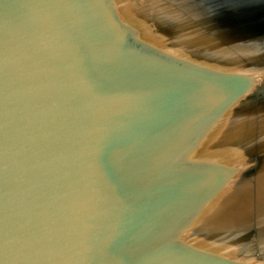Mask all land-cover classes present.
<instances>
[{"label": "water", "instance_id": "95a60500", "mask_svg": "<svg viewBox=\"0 0 264 264\" xmlns=\"http://www.w3.org/2000/svg\"><path fill=\"white\" fill-rule=\"evenodd\" d=\"M177 1L231 63L152 34L164 22L150 10L144 36L121 0H0V264H264L185 238L245 166L195 151L238 98L264 88V0ZM262 93L253 138L236 135L259 169ZM245 226L264 248V220Z\"/></svg>", "mask_w": 264, "mask_h": 264}, {"label": "bare ground", "instance_id": "6f19581e", "mask_svg": "<svg viewBox=\"0 0 264 264\" xmlns=\"http://www.w3.org/2000/svg\"><path fill=\"white\" fill-rule=\"evenodd\" d=\"M173 2L176 5L180 4L177 0L169 2L163 0H138V2L121 0L120 13L127 21L137 19L136 22L140 23L139 25L144 28L142 34L145 36L148 35V30L145 29L144 24L148 20L147 14L143 10H150L149 14L153 18L151 22H164L159 26L155 23L159 30H163L162 33L164 32V34H167L168 37L170 36L172 40L175 39L178 43L187 44L190 48L194 47L193 49L199 48L201 50L195 57L206 61H214L225 66L231 63L230 57L233 55H231V51L228 48L215 40L212 42L202 39L201 35L197 33L199 30L195 32L189 28L187 22H199L198 16L195 17L193 14L185 12V10L183 11L184 15H181L182 12L175 10V7H173L175 5ZM156 5L155 10L154 7ZM158 16L161 17L158 19ZM181 22L182 25L178 24ZM258 90L256 89L254 92H258ZM258 93L253 95L255 97H248V95L252 94L246 92L238 98L228 111L222 115L201 145L196 148L195 154L205 158L215 156L229 164L243 165L246 162L248 152H246L244 147L239 146L240 141L236 139V135L241 133L240 127L246 126L248 123L249 118L245 115L247 114V116L252 118V111L255 108L257 109V104L258 110L261 109L262 104L259 101L262 94L258 95ZM260 164L256 165L260 166ZM259 166L254 168L253 172L259 176L264 175V168L259 169ZM240 170L241 168L238 172ZM238 172L205 204L192 226L187 230L185 238L199 245L213 247L230 254L235 253L236 250L231 248L235 247L236 249L247 251L249 259L264 261V248L257 247L252 240L243 236V234L246 235L248 226L245 225L250 218L258 222L264 220V189H262L264 183L258 184L254 192L251 193L250 191L247 193L245 192L246 189L251 187L248 183L245 185L246 180L244 177L239 180L236 178L238 177L236 176ZM236 188H238L237 191ZM223 224H231L236 229L232 232L227 230L226 232H229L227 234L225 233L226 229L223 230L227 225ZM238 229L241 233L236 232ZM262 241L264 242V238H262Z\"/></svg>", "mask_w": 264, "mask_h": 264}, {"label": "rangeland", "instance_id": "374dc122", "mask_svg": "<svg viewBox=\"0 0 264 264\" xmlns=\"http://www.w3.org/2000/svg\"><path fill=\"white\" fill-rule=\"evenodd\" d=\"M152 23V22H151ZM178 24H180V23H178ZM145 25V24H144ZM151 30H152V34H155L156 36H158L159 38L160 37H162V38H167L168 37V35L167 34H164V32L162 33V29L161 30H159V28H158V26L155 24V23H152L151 24ZM147 30H148V28H147ZM149 32V31H148ZM151 33V32H150ZM170 37V36H169ZM168 37V38H169ZM262 83V82H261ZM260 82H259V84H261ZM263 85H264V82H263ZM260 87V86H259ZM264 89V88H263ZM263 89L262 90H258V92L256 91V92H254V91H251V92H249V94H252V95H248V97H255V96H253V95H255V93H258V95H260L261 93H262V91H263ZM263 94V93H262ZM261 96V95H260ZM263 98H264V95H263ZM262 98V99H263ZM257 107V109L255 108V109H253V111H252V116H254V117H252V118H250L249 116H247V114L245 115L246 117H248L249 118V120H248V123H247V125L245 126V125H243L242 127H240V130H246L247 128H250V127H253V123L255 122L254 120H256L257 118V116H258V114L260 113L259 111L260 110H258V105L256 106ZM261 113H262V111H261ZM258 120V119H257ZM249 121H252V123H251V125H250V123H249ZM248 125H250L249 127H248ZM250 135H251V138H253V130H252V128H250ZM249 143H251V141L249 142ZM249 143H246V144H242V143H240L239 144V146H241V147H244L245 148V150H246V152H248V154H247V159H246V161L247 160H249L248 162H245L244 163V165L245 166H243L242 167V169L238 172V174L236 175V176H238V177H236L238 180L240 179V178H242V177H244L245 178V180H246V183H245V185L248 183H250L251 182V180L254 178V176H255V172H253V170H254V168H256V164H257V158H255V157H253L252 158V153H251V151H253L252 150V148H251V146H250V144ZM250 147V148H249ZM250 150V151H249ZM247 163V164H246ZM260 167V166H259ZM251 168H253V169H251ZM242 173V174H241ZM238 190V188H236V191ZM239 190H240V188H239Z\"/></svg>", "mask_w": 264, "mask_h": 264}]
</instances>
